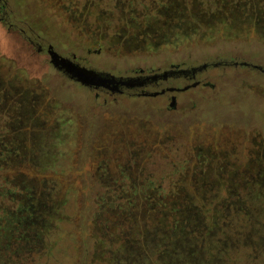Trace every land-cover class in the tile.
Segmentation results:
<instances>
[{"label":"rangeland","instance_id":"obj_1","mask_svg":"<svg viewBox=\"0 0 264 264\" xmlns=\"http://www.w3.org/2000/svg\"><path fill=\"white\" fill-rule=\"evenodd\" d=\"M224 1L0 0V264H264V0Z\"/></svg>","mask_w":264,"mask_h":264},{"label":"trees","instance_id":"obj_2","mask_svg":"<svg viewBox=\"0 0 264 264\" xmlns=\"http://www.w3.org/2000/svg\"><path fill=\"white\" fill-rule=\"evenodd\" d=\"M221 5L223 4V8H224V6H226V4H225V2L226 1H224V0H221ZM254 5V1L253 0H251V7ZM6 8L7 6H6V4H4L3 3V8ZM261 9H263V8H261ZM252 12V11H251ZM217 15H218V13H217ZM264 20V19H263ZM192 74H190V76H188V78L187 79H191V80H193V79H195V77H197V72L195 73V71H192L191 72ZM179 75V74H178ZM171 77H174V76H171ZM182 76H181V74L179 75V78H181ZM183 78H185V76H183ZM169 79H171L170 77H169ZM141 82H145V83H149V84H159V83H161V81L163 80V78H158V79H153L152 77H150V75H142V77L139 79ZM165 80V79H164ZM147 81V82H146ZM148 85V84H147ZM139 95H145V90H143V92H141V93H138ZM229 176V175H228ZM91 177H92V182H93V186L91 185V187H89V190H88V202H89V205H90V210L92 209V208H94V203H96L97 201V198L98 199H100V196H99V192L97 191L98 189L97 188H95L96 187V185L97 184H99V182H98V179H97V177L96 176H92L91 175ZM180 177H182V179H184L185 181L187 180V184L186 185H184L183 187L184 188H188V189H190V190H188V189H186L187 191H191V190H193L192 189V187L193 186H191L190 184H189V182H191L192 181V178L194 177L196 180H197V182L199 183L198 184V186L199 187H202V183H203V180H200L201 178L203 179V176H200L198 173H195V171H193L192 170V173L188 176V174H186V172H181L180 173ZM188 178V179H187ZM235 183H238V181H235L234 182V185L232 186V187H235L237 184H235ZM202 189H204V188H201V189H199V190H197V192H196V195H201V193H202ZM234 188H231L230 189V191H232ZM177 192H179V191H177ZM180 193V192H179ZM239 193V194H238ZM240 191H236V194H238V195H240ZM240 199V196H237V200H239ZM115 203L114 202H112L111 203V205L113 206ZM233 206H235V207H237L238 209L240 208H242L241 206H239V205H237V204H232ZM233 206H231L230 207V209L231 210H233ZM207 207H205L203 210H205ZM208 210H209V208H208ZM91 212V211H90ZM90 212L87 214V216L85 217V223H84V229L86 230L85 231V233H89V224H91V223H93L92 221H91V219H89L88 218V216H89V214H90ZM153 214V213H152ZM163 220H164V224H168V225H170L171 227H174V224L176 225V231H179V230H181L180 232H187V229L185 228V225H182L181 224V221L180 220H178V221H175V222H172V221H168V220H166V218H163ZM0 224H1V218H0ZM24 227V222H23V220H22V223H21V221L19 220V219H17V218H15V217H13L12 218V220H11V229H13V231H16V230H21L22 228ZM4 242V241H3ZM24 244H26V242L24 241ZM0 247H4V244H0ZM6 247H8V246H6Z\"/></svg>","mask_w":264,"mask_h":264},{"label":"water","instance_id":"obj_3","mask_svg":"<svg viewBox=\"0 0 264 264\" xmlns=\"http://www.w3.org/2000/svg\"><path fill=\"white\" fill-rule=\"evenodd\" d=\"M52 56L54 57V62L59 65L60 63L63 65V67H65L67 69V71L71 72V75L73 78H76L77 80L81 81L83 84L91 86V85H95V86H106V87H111V84H114L116 86L118 85H127L130 87H134L136 85L141 84L142 82L139 80V78H135V79H128V80H118L115 77L112 76H108L105 75L103 73H99L96 72L94 70H90L86 67H81L77 64H74L72 61L66 59V58H61V59H57L58 55L51 52ZM262 69V68H261ZM264 70V69H262ZM182 72V71H180ZM179 72V73H180ZM176 71L174 70H170V71H165L164 73L161 74H157L152 76L153 79H158V78H163V79H167L169 76H173L175 75ZM189 86L185 87V89H188ZM170 91H181L184 90L182 88H170ZM166 90L163 91H157L154 93H150L151 95H158V94H162L165 93ZM149 94V93H147Z\"/></svg>","mask_w":264,"mask_h":264},{"label":"flooded vegetation","instance_id":"obj_4","mask_svg":"<svg viewBox=\"0 0 264 264\" xmlns=\"http://www.w3.org/2000/svg\"><path fill=\"white\" fill-rule=\"evenodd\" d=\"M187 73H188V72H186L184 75H187ZM178 74L180 75V73H176L175 76L178 75ZM188 74H189V73H188ZM169 77H171V76H169Z\"/></svg>","mask_w":264,"mask_h":264}]
</instances>
